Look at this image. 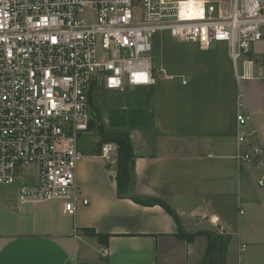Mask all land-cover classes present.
<instances>
[{"label":"crops","instance_id":"obj_1","mask_svg":"<svg viewBox=\"0 0 264 264\" xmlns=\"http://www.w3.org/2000/svg\"><path fill=\"white\" fill-rule=\"evenodd\" d=\"M182 42L195 53L186 72L158 79L153 127L130 130L134 194L165 200L180 223L161 205L120 197L117 164L94 146L81 150L77 181L88 204L74 213L59 200L18 204L17 186H0V264H160L163 243L180 227L228 236L226 264H264L263 170L240 158L247 147L238 140L253 125L264 135V38L250 52L253 76L242 80L226 42L207 49ZM156 62L167 68L161 57ZM241 99L254 118L245 128ZM30 169L25 181H36L37 166ZM86 228L109 234L108 244Z\"/></svg>","mask_w":264,"mask_h":264},{"label":"built area","instance_id":"obj_2","mask_svg":"<svg viewBox=\"0 0 264 264\" xmlns=\"http://www.w3.org/2000/svg\"><path fill=\"white\" fill-rule=\"evenodd\" d=\"M163 32L203 49L226 42L242 80L264 38V0H0V185L17 186L18 204L59 200L67 213L88 204L77 167L79 137L97 122L91 98L174 79L155 63L153 37ZM239 107L245 128L253 113L243 99ZM238 140L263 185V133L253 125ZM97 154L114 166L118 146ZM33 166L37 179L27 182Z\"/></svg>","mask_w":264,"mask_h":264},{"label":"rangeland","instance_id":"obj_3","mask_svg":"<svg viewBox=\"0 0 264 264\" xmlns=\"http://www.w3.org/2000/svg\"><path fill=\"white\" fill-rule=\"evenodd\" d=\"M155 45L154 53L163 63L167 65L168 71L176 72L181 70L186 72L187 61L195 54L194 51L186 46L181 40L173 38L168 32L158 33L153 37ZM156 44L158 47L156 48ZM157 51V53H156ZM155 63L157 65L156 59ZM239 69H242L243 61L239 60ZM149 87H138L129 89L122 93L107 92L97 94L94 100L93 109L97 111V122L90 129L82 133L79 137L80 149L87 150L98 147L101 140L100 128L105 133L113 131H129L128 112L139 107L147 113H153L151 100L146 101V93ZM126 123V124H125ZM123 124V125H121ZM125 124V125H124ZM1 187H11L0 185ZM207 237L199 236L194 242H188L180 238H169L163 243L160 251V264H202L207 250ZM219 245L222 250L228 247V236H219ZM228 253H218L215 264H223L227 260Z\"/></svg>","mask_w":264,"mask_h":264},{"label":"trees","instance_id":"obj_4","mask_svg":"<svg viewBox=\"0 0 264 264\" xmlns=\"http://www.w3.org/2000/svg\"><path fill=\"white\" fill-rule=\"evenodd\" d=\"M153 87V86H152ZM152 87H149V91L146 93V101L149 102L153 95ZM109 91H102L100 93H107ZM91 102L94 103L93 98H91ZM128 125L129 129L132 128H152L154 123V114L147 113L143 108H135L128 112ZM126 124V123H125ZM124 124V125H125ZM123 125V124H121ZM101 140L98 145V153L101 152V148L104 143L114 142L118 146V160H117V185H118V195L120 197H129L135 202L142 205H161L164 207L175 219L178 223L179 218L175 210L171 208V206L161 198H141L134 194L133 192V181L135 180V153L133 149V144L131 140L130 132L127 131H113L111 133H105L100 128ZM85 232L89 235L97 237L100 243L105 245L108 244V240L110 235L103 234L97 232L95 229L86 228ZM168 235H162L165 237ZM176 238H182L188 242H194L197 237L205 236L207 237V250L204 256V260L202 264H215V258L218 253H225L227 248L222 250V247L219 245V236L220 234L210 231V230H200L197 232H186L181 227L179 228V232L173 235ZM223 264H226V261H223Z\"/></svg>","mask_w":264,"mask_h":264},{"label":"water","instance_id":"obj_5","mask_svg":"<svg viewBox=\"0 0 264 264\" xmlns=\"http://www.w3.org/2000/svg\"><path fill=\"white\" fill-rule=\"evenodd\" d=\"M91 125H93V122H91Z\"/></svg>","mask_w":264,"mask_h":264}]
</instances>
